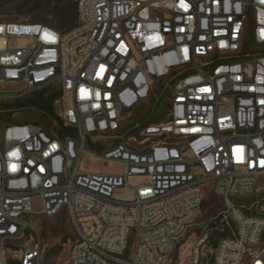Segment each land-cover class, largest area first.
<instances>
[{
  "label": "built area",
  "instance_id": "built-area-1",
  "mask_svg": "<svg viewBox=\"0 0 264 264\" xmlns=\"http://www.w3.org/2000/svg\"><path fill=\"white\" fill-rule=\"evenodd\" d=\"M77 25L0 22V97L57 87L58 126L8 125L0 137V264L37 215L66 209L70 264H168L198 222L206 189L230 227L214 264H264V0H74ZM165 78L170 107L136 124L138 144L106 138ZM136 140V138H134ZM86 156L124 166L83 168ZM141 178L133 182L132 178ZM204 234L191 264H203ZM42 247L19 264H41Z\"/></svg>",
  "mask_w": 264,
  "mask_h": 264
},
{
  "label": "rangeland",
  "instance_id": "rangeland-1",
  "mask_svg": "<svg viewBox=\"0 0 264 264\" xmlns=\"http://www.w3.org/2000/svg\"><path fill=\"white\" fill-rule=\"evenodd\" d=\"M58 2L59 0H0V22L38 21L52 24L59 20ZM168 83L165 78L155 81L149 98L125 116L119 131L112 137L106 138L107 147L113 145L118 138L138 144L143 137L139 133H130L136 124H143L146 118L153 119L156 114H165L163 120L167 118L171 100V87ZM14 100L10 97H0L2 108L0 109V137L5 128L14 123L36 122L50 133L58 130V124L40 111L30 108H9V104ZM83 168L101 173H121L124 170V166L120 163L101 161L89 156L85 157ZM140 179L134 177L132 181L137 182ZM205 189L207 193L198 222L177 241L168 264H191L195 243L206 233H209L210 239L203 245L204 257L201 261L203 264H214L217 247L213 241L218 243L222 238L217 231H230V227L223 219L226 210L224 201L211 187ZM263 196L264 178L254 194L238 196L235 198V203L249 207ZM75 238V228L66 209L63 208L54 216L37 215L33 219V226L27 230L25 236L12 243L9 255L13 264H19L24 248L38 243L42 247L41 264H70V246ZM262 246L264 247V240Z\"/></svg>",
  "mask_w": 264,
  "mask_h": 264
},
{
  "label": "trees",
  "instance_id": "trees-1",
  "mask_svg": "<svg viewBox=\"0 0 264 264\" xmlns=\"http://www.w3.org/2000/svg\"><path fill=\"white\" fill-rule=\"evenodd\" d=\"M59 4L57 5L58 9V21L53 22L51 25L62 32H66L72 28H74L78 23V3L74 0H59ZM44 23V22H42ZM47 24V23H45ZM61 90L57 87L49 88L47 90L37 92L32 94L31 96H27L24 98H16L13 103L9 104V108H30L37 111L42 112L45 115L51 117L54 121H60V117L57 114L56 110V99L61 96ZM170 105L168 106V108ZM0 109H2L0 107ZM153 112V110H152ZM165 117V114L155 115L153 119L146 118L145 123L148 122H160ZM60 135L66 133V130L62 127L58 126L57 128ZM139 128H132L130 133L137 134L139 133ZM222 238L229 235L230 231H217ZM221 238V239H222ZM210 239V236H209ZM213 240V237H212ZM215 246H218V243L213 241ZM13 263V262H12ZM15 263V262H14Z\"/></svg>",
  "mask_w": 264,
  "mask_h": 264
}]
</instances>
